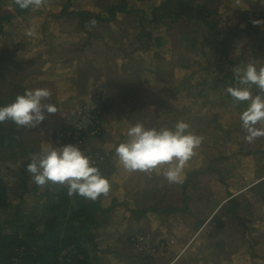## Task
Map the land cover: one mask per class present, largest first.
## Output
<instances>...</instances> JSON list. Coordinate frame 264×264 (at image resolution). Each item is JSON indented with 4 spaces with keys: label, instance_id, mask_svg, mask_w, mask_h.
Masks as SVG:
<instances>
[{
    "label": "crops",
    "instance_id": "obj_1",
    "mask_svg": "<svg viewBox=\"0 0 264 264\" xmlns=\"http://www.w3.org/2000/svg\"><path fill=\"white\" fill-rule=\"evenodd\" d=\"M101 2H104V6ZM167 2L168 0H123L122 4L126 5V11L115 10L116 18H112L109 10L122 4L110 6L107 0H83V3H75V0H41L38 7L21 9L16 4V0H0V19H3L0 27V53L8 50L11 52L9 56H12L11 60L1 58V66L4 68L1 83L10 84L11 90L19 89L21 94L25 89L46 88L51 92L48 102L55 104L58 109L56 113L46 114L45 120L35 128H18L11 121V124L3 123L6 128L16 131V137L10 136L9 140L17 141L12 146L6 147L7 149L3 147L4 149L0 151V177L6 184L10 197L8 209L17 208L15 212L19 209L23 212L26 206L25 198L22 197L34 192L37 194L42 187L47 188L37 186L31 176L29 181L23 183L26 184L23 187L20 181V169L23 163L31 161L45 144L54 145L56 131L70 126L69 124L75 121L76 115L72 114L73 108L93 104V100L97 101L95 99L98 96L94 94L98 87L101 90L103 87L113 90L112 95L108 97V106H105L107 109L101 112V120H99V122L102 121L101 125L103 123L105 130L102 133L107 132L108 135L95 141L96 143L92 146L95 158L102 161L100 171L109 179L110 191L96 200L98 202L95 203L97 208L93 221L96 225L92 226L94 229L90 232L91 241L82 242L85 253L79 257L85 262L84 264H132L136 255L133 257L130 243L132 237L138 233L146 234L155 242L169 244L163 252L168 251L166 255L171 253L172 258L168 263L164 261L161 264H234L237 258L242 261V264H247L245 257H254L253 253L248 254L242 251L243 254H241L238 253L239 251L232 252L229 249L235 246L233 243L246 247V238L242 235L233 234L223 237L224 233H213L226 226L222 221L219 226L216 217L223 210H227V205L232 199L230 192L228 193L224 184L221 183L224 181L221 168L212 165L208 170L206 169L205 175H199V172H195L194 166L190 169V165L186 164L183 182L169 183L162 174H157L155 171L151 173L126 171L115 154V147L127 139L128 128L138 123L129 118L130 109L128 110L123 104L125 100L121 99V97L125 98V95L128 96L124 91L127 93L131 89H124L121 86V88L111 87L114 83L110 79V72L107 69L103 71L102 68H97L96 61L99 56H96L95 51H98L100 46L110 51L112 42L101 34V30H95L87 23L83 25L81 17L77 14L88 12L93 17H103L106 23L116 21L118 14H122V19L130 25H135L134 20H138L137 26L141 28V31L134 34L133 38L137 41L142 30L152 28L150 24H141V20H151L152 13ZM133 16L137 19L132 18ZM168 20L160 23L158 28L165 25ZM112 24L107 31L112 32L117 28L116 23V27L114 23ZM184 29V33H187L186 26ZM242 29H244L240 33L242 39L247 40L248 43L245 45L240 43L235 50L232 48L235 45L232 44L228 49L234 56V65L245 56L256 62L257 67L264 66V29L250 28L249 25L247 28L242 26ZM209 31V28L199 27L191 36L198 43L197 35L206 32L209 35ZM169 33L171 36L168 40L175 51L173 45L179 46L177 44H180L181 40L175 32ZM112 34L115 33L112 32ZM99 35L101 39H97ZM80 38L81 41L76 44L74 40ZM248 38H252L253 41L250 42ZM96 40H101V43L98 44ZM196 43H194L195 46ZM203 45L207 46L204 42ZM182 47L180 48L184 51L183 44ZM193 50L196 49L193 47ZM183 55L177 56L179 64L171 65L178 67L176 72H182L186 66L190 65L188 62H183ZM133 59H137V55H134ZM119 60L122 64L130 65L132 59L129 61L126 57H122ZM148 69L152 73L151 68ZM156 70V74L153 73L154 77L147 78L149 84L146 80L142 81L151 91L153 90L150 86L154 85L158 79L162 80L159 78V69ZM192 81L193 78H181V85L179 80H174L170 84L169 80L159 81V91L162 94L157 97L163 98L160 100L162 106H175L177 100L186 96L185 84ZM141 84L139 86H142ZM130 86L134 90V86ZM139 89L143 88L139 87ZM5 91H8V88ZM115 106L119 109V114L110 117L109 114L114 112ZM199 114L201 115V112ZM261 151L255 155L250 154L257 162L260 160L258 167L251 175L244 173L241 176L246 179V182H249L251 177L255 181L235 191L236 195L248 190L252 192L256 185L263 188L261 191L264 190L262 159L264 150ZM8 153L15 156H5ZM197 154L199 156V152ZM207 162L213 163L212 160L204 163ZM257 200L260 199L257 198ZM239 231L236 229L234 232ZM163 252L157 260L165 255ZM148 258L150 259H146V264H151L154 259L156 261L155 255Z\"/></svg>",
    "mask_w": 264,
    "mask_h": 264
},
{
    "label": "rangeland",
    "instance_id": "obj_2",
    "mask_svg": "<svg viewBox=\"0 0 264 264\" xmlns=\"http://www.w3.org/2000/svg\"><path fill=\"white\" fill-rule=\"evenodd\" d=\"M194 1L195 2L192 4L193 7L194 5L200 7L206 5L210 12H216L213 21L217 22L215 27L220 33L226 29H232L235 27L242 28V26H246L247 28V25H249L250 28L259 27L264 29V0ZM78 2L83 3V0H75V3ZM107 2L108 5L115 6L122 4L123 0H107ZM101 4L104 6V2H101ZM197 13L198 12L196 11H189L187 14V16L194 15L192 19H187L185 21L187 35L184 33L182 26H179L180 22L174 23V21L169 19L168 22L158 28V30L152 28L148 29L152 38L146 41H140L139 39L136 41L133 39L134 34H138V32L141 31V28H138L137 26V23H139L138 20H134L133 23L135 25H130L127 24V21L122 19V14H118L116 21L113 20L112 22L110 21L107 23L103 17H93L92 19L95 20L96 23L92 28H95V30L98 31L101 30V34L104 35L109 42H112V49L110 51L107 49L105 50L104 46L98 47V51H95L96 56H99V59L96 61V66L98 69L102 68L103 71L107 69L110 72V79L115 85L121 86L124 89H131V91L127 93L124 91L128 96L125 95V98L121 97V99L125 100L123 104H125L128 110L130 109L131 115L129 118L133 119V121L141 123L147 128L157 129L161 127L170 128L178 121H183L189 125V132L203 138L199 149L197 148L195 150V154L186 164L190 165V169L194 166L195 172H199L201 175H205L206 169L208 170L212 165L221 168L223 170L221 173L224 176V181L221 183L224 184L228 193L230 192V197H232L233 201L237 199V202L240 203L238 208L239 212L235 215L233 212L227 210H223V213L220 212L218 217L221 218V221L224 222L226 226L218 232L213 231V233H224L223 237L224 235L231 236L233 234L237 236L242 235L246 238V247H240L239 243H233L235 246L229 247V249L232 250V252L239 251L238 253L241 254H243L242 251H246L248 254L253 253L254 257H245L247 264H264V201L261 199L257 200L255 194L250 190L239 195L235 194V191H239L241 188L248 185V183L251 184L255 181V179H252L251 177V180L246 182V179L241 178V176L244 173L251 175L253 170L258 167L260 160L257 159V162L255 157L251 155H255V153L264 150V136L257 137L252 142L245 140L244 137L247 133L241 127L239 115L247 106V102H236L226 92L227 87L235 86L237 84V78L235 76L237 68H243L248 63H254L257 66V63L250 57L248 58L245 56L243 59L238 60V63H235V65L222 61L219 56L213 55V50L211 48L213 45H210L209 47H207L208 45H203V42L206 43L205 40L208 38L207 32L197 35L198 43H196V46L198 48H196L193 39L190 38L191 34L189 35V33L195 29L194 23L200 24L204 19L202 17L203 19L199 22L195 18ZM249 13L252 15H248ZM120 15L122 16L120 17ZM118 18L121 19L118 20ZM132 18L137 19L134 16ZM182 20H184V18H182ZM255 20H260L262 23L256 25L253 23ZM88 22L89 24L87 23V25L90 26V19H88ZM112 23H114V26L115 23L117 25V28L112 31L115 34H112L111 31H107L108 28L110 29L113 25ZM204 23L205 22H203V24ZM85 24L86 23H83V25ZM200 26L201 28H204L202 24H200ZM169 32H175L181 40V43L177 44L179 46L173 45L175 51L180 47L183 48L182 44L184 45V51H182L183 49L181 48L180 50H177V52L172 49V45H170L168 40V37L171 36ZM126 38L129 39L126 40ZM97 39H101V36L99 35ZM248 39H250V42L253 41L252 38ZM80 41L81 38L79 40H74L76 44ZM96 41H98V44L101 43V40ZM240 43L241 45H245L248 41L241 39L238 44ZM121 45L126 46L127 48L122 47ZM193 47L196 50H193ZM148 50H150L149 53ZM180 54H184L182 57L184 60L183 62H188L190 65L186 66L182 72H176L178 67L171 65L173 63L179 64L180 61L177 56ZM134 55H137V59H133ZM122 57H126L129 61L132 59L130 65H125V63L122 64L119 60ZM148 68H151L152 73L149 72L150 69ZM156 69H159V78L163 81L169 80V84L172 81L174 82V80H179V84L181 85V78H193L192 82L185 84L184 92L186 96L177 100L175 106H162L160 100L163 98L157 97L162 94L159 91V81L163 82L162 80L158 79L154 85L152 84L150 86L153 91L146 88L142 83L143 80H146V83H148L147 78L154 77L153 73L156 74ZM140 84L142 86H139ZM130 85L134 86V90H132ZM139 87L143 89H139ZM7 88L8 91H10L12 86L4 84L2 93H7V91H5ZM149 90L150 92H148ZM251 91L252 95L255 96L256 93L259 94L258 91L260 90L253 85ZM112 92L113 90L110 91V89H107L106 87H103V90L98 87L94 96H100V99L96 98V102L93 100V104H85L73 108L72 114L74 113L76 118L75 121L69 125L73 126L76 124V119L78 117L77 114L80 110L82 111V108L86 106L96 107L97 103L108 102V97L112 95ZM136 103H139V105H136ZM199 112H201V115ZM116 114H119V109L115 106L114 112L110 113L109 116H116ZM261 126V124H257V127ZM102 130L105 131L103 123ZM106 135H108L107 132L104 134H98L95 137H90L87 148L85 149L86 154L89 152L92 154V146L96 143L95 141L103 139ZM53 140L54 145H60L58 136L55 135V139ZM197 152H199V156ZM5 156L15 155L8 153L5 154ZM262 159L264 161V157H262ZM209 160H212L213 163H204ZM220 179L221 178L219 177V180ZM58 184L59 183L48 182L44 185L47 187L46 189H43L42 187L37 194L34 192L22 197L25 198L24 205L26 208L23 212L20 209L17 212L20 217H23V224L25 227L28 226L31 228L36 225L35 230L39 233L43 232L48 223V219L53 216L57 218V223L59 225L68 222L70 217L72 218V220H70L71 227L81 224V222L72 215L71 207H74L75 202H77L73 195L70 199L71 202H69L67 206L68 209L64 208V211L56 209L55 213H47L48 208L54 205L53 202L59 201L57 197H52L51 195L48 196L45 193L49 190L51 192L58 191ZM201 185L203 184L201 183ZM62 186L65 185L61 184V187ZM84 201L87 204L93 205V211L96 213L97 204L92 203H97L98 201L88 199H85ZM15 210H17V208H13L12 210L8 209L7 212L1 211L0 224L3 223L9 215L13 216L17 213ZM11 219L12 220H9L8 224L3 226L4 233L12 234L17 231V226L19 225H14L16 221H14L13 218ZM240 221H242V223H240ZM61 225L56 227L58 231L59 228H65ZM93 225H95V223H93L92 226ZM92 226H90V229H87L88 232L85 231V233H90L94 229ZM245 228H247L248 231L244 232ZM236 229L240 230L237 232L238 234L234 232ZM130 244L133 250V257L136 255L135 259L138 258L137 256L143 257L147 255L146 253L138 252L134 244ZM166 253L163 252L165 255L158 260L157 258L161 256L162 253H155L156 261L154 259L151 264H161L164 261L165 263H168L172 257L171 253L168 255H166ZM137 263L139 262L136 261L132 264ZM234 264H242V261L237 258L234 260Z\"/></svg>",
    "mask_w": 264,
    "mask_h": 264
},
{
    "label": "clouds",
    "instance_id": "obj_3",
    "mask_svg": "<svg viewBox=\"0 0 264 264\" xmlns=\"http://www.w3.org/2000/svg\"><path fill=\"white\" fill-rule=\"evenodd\" d=\"M41 0H16L21 9L38 7ZM94 26L96 21L92 20ZM254 24L262 23L260 20ZM237 84L229 86L226 92L236 102H247L240 113L241 127L247 133L248 142L264 136V66L257 68L248 63L235 72ZM255 85L262 94L252 95ZM51 92L46 88L25 89L14 101L0 107V122L11 121L18 128L40 125L46 114L58 111L55 104L48 102ZM261 124V127H257ZM189 125L178 121L172 127L147 128L141 123L131 125L127 139L115 147L120 165L128 172L155 171L162 174L169 183H182L187 161L202 143V137L188 131ZM58 131V130H57ZM56 131V133H57ZM55 133V135H56ZM26 170L37 186L48 182L65 185L68 195H78L95 201L110 191V182L93 164L84 150L74 143L63 145L45 144L40 153L34 155Z\"/></svg>",
    "mask_w": 264,
    "mask_h": 264
},
{
    "label": "trees",
    "instance_id": "obj_4",
    "mask_svg": "<svg viewBox=\"0 0 264 264\" xmlns=\"http://www.w3.org/2000/svg\"><path fill=\"white\" fill-rule=\"evenodd\" d=\"M193 2L195 1L168 0L167 3L162 4L159 9L155 10L152 13L153 18L151 20L142 19L140 23L150 24L152 29H157L160 23L170 19L174 21V23L180 22L179 26H182V29L185 32V21L194 17V15L187 16L188 12L196 11L198 13L195 18L199 22L204 18L200 24H202L205 29H210L208 38H211V40L207 39V47L213 45L211 47L213 50V55L219 56L222 61L228 64H234V56L231 54V50L228 51V49L232 44L235 45L232 48L234 50L236 49V47L239 45V41L242 39L240 33L244 29L235 27L232 29H226L222 33H220L215 27L217 22L213 21V18L215 19L216 12H210L206 5L202 7L194 5L193 7ZM115 10L126 11V5L122 4L121 6L109 10V12L112 14V18H116L114 14ZM77 15L82 18L83 23H89L88 19H90V21L93 20L92 14L88 12H80V14ZM248 15L252 14L249 13ZM182 18H184V20H182ZM2 21L3 19H0V27L2 26ZM203 22L205 23L203 24ZM200 24L194 23L195 29H193L191 34L195 33L199 27L201 28ZM185 34L187 35V33ZM151 38L152 35L148 32V29H146L142 30L137 39H139L140 41H146L150 40ZM190 38L193 39V36H190ZM193 41L194 43H196V40L193 39ZM10 54L11 52L8 50L2 51L0 53V107L12 103L15 97L18 94H21V91H19V89H12L10 91H7V93L5 94L2 93L4 84L1 83V81L3 80L1 74L4 71V68L1 66V58H3L4 60H11L12 56H9ZM111 87L121 88L120 86H117L115 84H111ZM97 98L100 99V96H98ZM105 106H108L107 102H100L96 104V110L100 112V115H97L98 120H101V112L107 109L105 108ZM3 123L11 124L10 121L0 122V151L4 149L3 147L6 148L12 146L17 142L16 140H9L8 138L10 136L16 137V131H13L8 127L6 128ZM96 127L101 130V134L103 131L101 122H99ZM87 156L90 157L91 161L97 159L95 158L96 155L94 153L91 154L89 152ZM30 162L31 161H25V163H23L22 165V168L20 169V181L22 182V184L30 180L31 174L26 170L27 164ZM97 167L101 169V165H97ZM198 174L200 175V173ZM25 186L26 184H23V187ZM257 188H260V186L256 185V187L252 189V192L255 194L256 198L262 199L264 201V190L261 191L263 188H260L258 190ZM53 192L54 193L46 191L45 194L48 196L51 195L52 197H57L59 202L54 201V205L48 208L47 213H55L56 209H59L60 211H64V208L68 209L67 206L69 202H71V196L68 195L67 187H61V184H58V191ZM73 197L77 202H75L74 207H71L72 215L81 222L80 225H77L75 227H71L70 220H72V218L70 217L68 219V222L63 223L62 225L60 224L65 228H59L58 231L56 227H59L60 225L57 223V218L53 216L52 218L48 219L45 230L39 233L35 230L36 225L32 226L31 228H29L28 226L25 227L23 224L24 219L23 217L19 216L18 212L13 216L9 215L4 220V222L0 224V264H84L85 262L81 261L79 257L80 255H84L85 253L82 242L84 240L91 241L90 238H92V234L85 233V231L88 232L87 229H90V226H92L93 224L94 211L93 205L85 203V198L78 195H73ZM9 200L10 197L7 193L6 184L0 177V212H7L9 207ZM232 201L233 199H231L228 203L227 211L233 212L235 215L239 212L238 208L240 203L237 202V199H235L233 202ZM217 217L216 221L220 226L221 218ZM11 218L16 221L14 225H19L17 226V231L12 234L4 233L3 226L8 224L9 220H12ZM240 223H242V221H240ZM246 231H248L247 228H245L244 232ZM148 257H150V255L139 257L138 260L134 259L132 263L138 261L139 264H146V259H150Z\"/></svg>",
    "mask_w": 264,
    "mask_h": 264
},
{
    "label": "built area",
    "instance_id": "obj_5",
    "mask_svg": "<svg viewBox=\"0 0 264 264\" xmlns=\"http://www.w3.org/2000/svg\"><path fill=\"white\" fill-rule=\"evenodd\" d=\"M98 114L100 115V112L96 110L95 106H86L82 108V111L80 110L77 114L78 117L76 119V124L57 131L56 136H58L59 144L63 145L67 143H74L81 147L85 152L90 137H95L101 132V130L96 127L99 123L97 118ZM92 162L97 166L100 165L102 161L100 159H95ZM131 243L134 244L138 252L146 253L150 256L155 253L158 254L163 252L169 245L168 243L165 244L159 241H152L150 237L144 234L134 236L131 239Z\"/></svg>",
    "mask_w": 264,
    "mask_h": 264
}]
</instances>
